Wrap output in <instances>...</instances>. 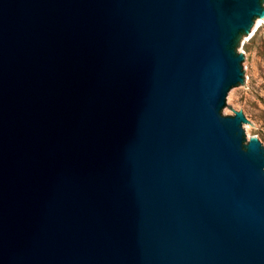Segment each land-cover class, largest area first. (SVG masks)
<instances>
[{"label":"water","instance_id":"1","mask_svg":"<svg viewBox=\"0 0 264 264\" xmlns=\"http://www.w3.org/2000/svg\"><path fill=\"white\" fill-rule=\"evenodd\" d=\"M256 16L0 0V264H264V146L225 102Z\"/></svg>","mask_w":264,"mask_h":264},{"label":"rangeland","instance_id":"2","mask_svg":"<svg viewBox=\"0 0 264 264\" xmlns=\"http://www.w3.org/2000/svg\"><path fill=\"white\" fill-rule=\"evenodd\" d=\"M258 19H261V23L253 31ZM236 51L244 52L242 65L245 82L231 86L225 102L235 111L242 109L245 118L250 122L246 120L242 123L246 135L243 142L246 144L250 140V127L258 130L256 137L264 146V16H256L250 32L246 36L241 34ZM226 104L221 107V114L234 115L236 112Z\"/></svg>","mask_w":264,"mask_h":264},{"label":"bare ground","instance_id":"3","mask_svg":"<svg viewBox=\"0 0 264 264\" xmlns=\"http://www.w3.org/2000/svg\"><path fill=\"white\" fill-rule=\"evenodd\" d=\"M260 23H261V19H258L256 24H255V28L253 29V31H255V29H257V27L259 26Z\"/></svg>","mask_w":264,"mask_h":264}]
</instances>
